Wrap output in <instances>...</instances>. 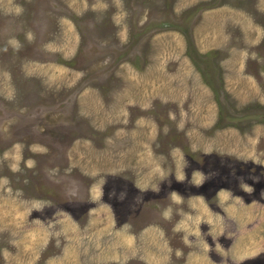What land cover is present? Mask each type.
Here are the masks:
<instances>
[{
	"label": "rangeland",
	"instance_id": "1",
	"mask_svg": "<svg viewBox=\"0 0 264 264\" xmlns=\"http://www.w3.org/2000/svg\"><path fill=\"white\" fill-rule=\"evenodd\" d=\"M224 2L0 0V264H264V0Z\"/></svg>",
	"mask_w": 264,
	"mask_h": 264
},
{
	"label": "flooded vegetation",
	"instance_id": "2",
	"mask_svg": "<svg viewBox=\"0 0 264 264\" xmlns=\"http://www.w3.org/2000/svg\"><path fill=\"white\" fill-rule=\"evenodd\" d=\"M224 1L225 0H222L223 3H225ZM189 12H193L195 14L203 12L202 5L197 6L196 8H194V10H187V13H189ZM191 30L193 33L195 29L192 28V26L185 27L182 25V30L180 32L182 35L184 34V36L186 37V40H185L186 43H188L189 39L192 41V39L190 38V35H189V32ZM187 46H188V44H187ZM196 54H198V53L196 52ZM212 54H214V53H212ZM196 58H197V60H195V61L193 60V61L197 67H199L200 64L202 66V68H201L202 70L197 69V68L196 69L200 73V75L203 77V80L205 81L204 84H205L206 88L210 89L213 93H215V95L218 99L217 107H218L219 116L220 115L224 116V117L220 116L221 117L220 118L221 123H223V124L226 123L225 125H234L231 123L232 119L237 118V116H241V115L234 114L237 111L232 110V108L228 102H224V100L226 99L225 73H224V70L222 69L221 65L219 66V63L222 60H218L219 58H215V59L212 58L211 60H208V59H204L202 57V55H200V56L196 55ZM143 62H145V61H143ZM203 64L207 65L206 66L207 68L204 70H203ZM262 64H264V61L262 62ZM258 66H259V64H258ZM258 83H259V86L264 83V79H262V76L260 74H258ZM225 103H226V105H225ZM243 111L246 112L245 110H243ZM243 111H241V112L244 114ZM263 112H264V108L261 107L260 105H258V107H256V109H255V112L251 113V115L255 116L256 118L255 117L250 118V122H251V120L253 122V120L257 119V117H261L262 120H264ZM246 121H249L248 118L242 119L241 122H246ZM208 158L210 160L213 159L212 156H209ZM206 164L209 165V161H207L206 163H201V166H199L200 170L205 169ZM194 168H196V167H194ZM261 168L262 167H260L258 170H261ZM224 174H225L226 178L229 180L230 170L225 171ZM241 176L242 175H238L235 178L230 179V180H237V178L238 177L241 178ZM211 185L212 184L208 183V189L210 188ZM224 186H227V184L225 183ZM226 188H229V185ZM71 190H73V189H71ZM255 264H258V262H256Z\"/></svg>",
	"mask_w": 264,
	"mask_h": 264
}]
</instances>
